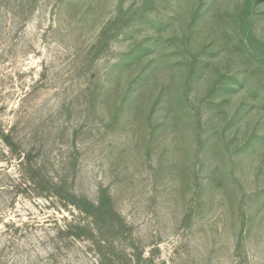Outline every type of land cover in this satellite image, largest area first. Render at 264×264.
Listing matches in <instances>:
<instances>
[{"label": "rangeland", "instance_id": "1", "mask_svg": "<svg viewBox=\"0 0 264 264\" xmlns=\"http://www.w3.org/2000/svg\"><path fill=\"white\" fill-rule=\"evenodd\" d=\"M0 264H264V0H0Z\"/></svg>", "mask_w": 264, "mask_h": 264}, {"label": "trees", "instance_id": "2", "mask_svg": "<svg viewBox=\"0 0 264 264\" xmlns=\"http://www.w3.org/2000/svg\"><path fill=\"white\" fill-rule=\"evenodd\" d=\"M3 139L6 141V143H9V140H11L10 136L8 135H4ZM66 203L72 206L76 211L79 212L80 215H83L89 221V223L87 222L88 224L86 225L87 228L95 226V229L99 234H101L99 229L100 225L105 224L107 227L108 225L112 226L114 225V223L111 222L113 218H117L118 220L120 219L118 215L113 212L111 200L107 196L104 197V199L93 203L84 198H78L74 195H69V200ZM120 223H122V221H120ZM121 226L124 228V225L121 224Z\"/></svg>", "mask_w": 264, "mask_h": 264}]
</instances>
